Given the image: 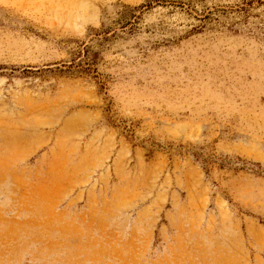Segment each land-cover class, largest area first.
<instances>
[{
    "label": "rangeland",
    "instance_id": "374dc122",
    "mask_svg": "<svg viewBox=\"0 0 264 264\" xmlns=\"http://www.w3.org/2000/svg\"><path fill=\"white\" fill-rule=\"evenodd\" d=\"M0 264H264V0H0Z\"/></svg>",
    "mask_w": 264,
    "mask_h": 264
}]
</instances>
